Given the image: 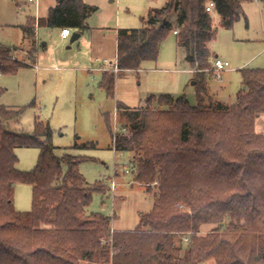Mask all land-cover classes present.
<instances>
[{
  "label": "trees",
  "instance_id": "trees-1",
  "mask_svg": "<svg viewBox=\"0 0 264 264\" xmlns=\"http://www.w3.org/2000/svg\"><path fill=\"white\" fill-rule=\"evenodd\" d=\"M165 1L143 17L145 26L118 30L115 62L119 70H138L157 61L162 42L177 29L178 45L194 69L197 104L185 93L149 95L147 102L156 100L157 109L117 103L130 123L124 126L127 134L113 135L114 147L132 154L137 181L159 188L154 207L141 213L135 229H113V215L88 212L94 192L109 189L103 182L89 185L79 168L84 158L58 156L53 130L43 120L35 121L33 132L11 129L23 109L0 104V264H264V132L256 130L264 114V68L241 69L243 86L234 104L206 103L207 96L213 99L208 85L214 74L210 42L217 36L213 14L225 28L242 18L249 26L244 2L251 0ZM97 10L84 0H57L46 17H30L22 26L34 45L29 54L39 50V26L81 33L90 29L88 18ZM15 51L0 42L2 73L27 65ZM100 86L114 96L116 74L104 71ZM19 146L40 149L30 171L16 166ZM17 182L32 185L29 211L14 205ZM226 219L228 226L200 233L203 224Z\"/></svg>",
  "mask_w": 264,
  "mask_h": 264
},
{
  "label": "rangeland",
  "instance_id": "rangeland-1",
  "mask_svg": "<svg viewBox=\"0 0 264 264\" xmlns=\"http://www.w3.org/2000/svg\"><path fill=\"white\" fill-rule=\"evenodd\" d=\"M113 1H106L91 21L93 23L97 16L98 24L111 26L108 31L98 33H108V40L114 38L115 27L145 26L143 17L147 16L149 10L162 7L166 2ZM35 2L0 0V42L14 47L25 42L20 48L29 54L34 45L26 38L22 26L35 12ZM110 9L115 12L112 19L105 16ZM246 12L249 26L245 18H242L232 29L223 27L221 16L213 14L217 36L210 42L212 58L218 55L229 61L230 66L221 78L213 74L208 84L215 97L228 105L237 102V92L243 86L241 69L264 68V2L247 1ZM172 18L175 19V16ZM39 38L48 47L40 49L39 46L40 52L47 51L42 59H36L37 52L32 60L26 58V54L22 55L19 48L18 59H27V65L16 73L0 74V88L4 90L0 95V104L10 109H23L21 118L11 121L10 128L33 132L37 119L49 123L53 130V142L57 146L56 154L60 157L68 153L82 156L84 159L79 168L89 185L103 182L102 187L109 189L106 193L94 192L88 212L101 211L113 215L112 224L118 229H135L140 223L141 213L154 207L159 197V188L153 184L150 190L146 184L137 181L131 164L132 154L117 151L114 147L115 130L120 132L125 124L130 123L123 111L117 110V103L120 101L134 108L150 105L157 109L160 106L156 100L147 102L149 95L185 93L192 104H197V88L193 84L195 73L185 59V49L179 47L177 35L171 32L162 42L157 61H146L142 69L138 70L116 71V65H113L105 70L116 74L115 95L109 96L100 86L102 63L91 61V65L86 66L79 63V48L88 46L87 30L75 42L71 41L72 36L63 40L55 27L42 30ZM217 99L210 100L207 96L206 103H215L213 100ZM256 124L258 130L264 132V114L257 118ZM77 143H87L88 146L79 147L75 145ZM16 153L19 158L17 168L30 171L38 162L40 149L19 146L16 147ZM13 200L16 209L31 210L32 185L17 182L13 188ZM223 224L224 227L228 226L229 219L221 224L205 223L200 233L207 234L223 228ZM205 264H215V261L210 260Z\"/></svg>",
  "mask_w": 264,
  "mask_h": 264
},
{
  "label": "crops",
  "instance_id": "crops-1",
  "mask_svg": "<svg viewBox=\"0 0 264 264\" xmlns=\"http://www.w3.org/2000/svg\"><path fill=\"white\" fill-rule=\"evenodd\" d=\"M30 1L31 0H27V2H30ZM84 1L86 3H88V4H92V5L98 6V10L95 11L88 18V23L90 22L89 23L90 29L87 30L89 32V38L86 41L88 46L84 48L85 50L83 49V47L79 48V50L77 52L81 56L79 63L81 65L86 66V65H91V61H100L102 63L101 67L103 68V72H104L105 70H108L110 67L115 65V62H116V59H117V54H118V30L120 29V27L119 26L115 27L116 33L114 34V36H113L114 38L112 40H108L106 38L108 33L104 32V34L98 35V33H102V32H99V31H102V30L103 31H108L107 29H109L111 26L98 24L96 22L97 21V16H96V19H94L93 23L91 21L95 17L94 15H96V13L101 11L102 7H104L105 2L108 1V0H84ZM251 1H253V0H251ZM111 2H114V1L111 0ZM56 3H57V0H36V2H35L36 8H35V12H34L35 14L33 13L30 17H36V18L46 17L49 14L50 8L55 6ZM244 8H245V11H246V2H244ZM246 14H247V12H246ZM105 16L106 17L108 16V18L112 19L115 16V12L113 11V9H110V11L106 12ZM174 22H175V19H174ZM103 24H107V23H103ZM144 24H145V22H144ZM46 28H51V27H49V26H39L38 27V29H37V37H36V46H40L41 44L44 43V42L43 43L41 42V38H39V36H41L42 30H44ZM57 29H58V31L60 33V37L62 38V36H61L62 28H57ZM83 32H85V30L81 32L80 38L83 36ZM62 39L66 40L68 38H62ZM24 43H22V44H24ZM21 45L16 46L15 55L17 57L19 55L18 49L21 47ZM46 48H48L47 45H45L44 49H46ZM20 49H21V51L23 53L22 54L20 52V54H22V55L26 54V58L29 57L32 60L34 55L30 56L27 51H25L22 48H20ZM46 52H47L46 50H44L43 52H40V49H39L37 51V57L38 58L36 57V59H42L45 56ZM216 57H218V55H216ZM113 58H115V59H113ZM25 60H27V59H25ZM214 60H215V58L214 59L212 58V62L213 63H214ZM144 63H143V65H144ZM143 65H142V67H143ZM142 67L140 69H142ZM191 71L194 72V69L192 67H191ZM102 76H103V73H102ZM195 83H196V81L194 80L193 84L195 85ZM240 89H239V91H240ZM239 91L237 92V95H238ZM209 95L211 97L217 99L215 97L214 93L212 92V89H211L210 85H209ZM217 100L221 101L219 99H217ZM256 130L259 131L257 126H256ZM259 132H262V131H259ZM112 227H113V229H118V228L114 227L113 224H112Z\"/></svg>",
  "mask_w": 264,
  "mask_h": 264
},
{
  "label": "built area",
  "instance_id": "built-area-1",
  "mask_svg": "<svg viewBox=\"0 0 264 264\" xmlns=\"http://www.w3.org/2000/svg\"><path fill=\"white\" fill-rule=\"evenodd\" d=\"M214 7H215V3H214V1H210V2L208 3L207 9H208L209 11H212V10L214 9ZM73 32H74V31H73L71 28H69V27H64V28H62L61 36H62V38H69L70 36H72ZM178 32H179V30H177V29L174 30V33H175V34H178ZM229 66H230L229 61L224 60V59H222V58H220V57H216L215 60H214L213 67H212V70H213L214 75H215L217 78H221L222 73H223L225 70H227V69L229 68ZM115 70H116V71H119V68L116 67ZM1 73H2V72L0 71V74H1ZM127 133H128V129H127L126 127H122V128L120 129V132H117V131L115 130V136H116L117 134L125 135V134H127ZM128 171H129V170H128ZM112 189L114 190V183H113V187H112Z\"/></svg>",
  "mask_w": 264,
  "mask_h": 264
},
{
  "label": "water",
  "instance_id": "water-1",
  "mask_svg": "<svg viewBox=\"0 0 264 264\" xmlns=\"http://www.w3.org/2000/svg\"><path fill=\"white\" fill-rule=\"evenodd\" d=\"M81 36V33L78 32V31H74L73 34H72V38H71V41L72 42H75L76 40H78Z\"/></svg>",
  "mask_w": 264,
  "mask_h": 264
}]
</instances>
